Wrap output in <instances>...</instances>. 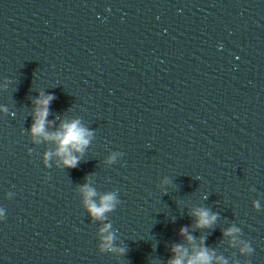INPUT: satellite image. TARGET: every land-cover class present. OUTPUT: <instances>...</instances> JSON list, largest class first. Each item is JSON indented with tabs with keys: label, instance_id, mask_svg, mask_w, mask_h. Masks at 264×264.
<instances>
[{
	"label": "clouds",
	"instance_id": "1",
	"mask_svg": "<svg viewBox=\"0 0 264 264\" xmlns=\"http://www.w3.org/2000/svg\"><path fill=\"white\" fill-rule=\"evenodd\" d=\"M53 99L51 95L44 96L36 101L38 108L35 112V122L31 128V132L34 136H43L45 140H53L57 143L58 148L56 155L62 158V163L65 167L74 168L78 163V157L73 155V152L83 153L85 147L89 144V138L92 133L86 128L80 126L79 120H74L70 123H62L61 130L55 133H47L45 131L46 118L48 116V105ZM52 153H46L45 158H50ZM114 159V157H113ZM84 196V204L87 207L90 215L94 219H103L104 214L111 211L115 207V195L106 194L100 202L97 203L93 200L96 196V191L91 188L88 184H84L81 188ZM196 216V227H209L216 220V215H210L206 209H198L195 213ZM110 225H105L101 229V232H108ZM237 228H230L224 232V235L229 236L235 232H238ZM187 229L181 228L180 234L186 235ZM105 244L103 247H110L113 239L112 235L109 234L103 237ZM189 241L192 240L191 236H187ZM176 254V258L170 260L168 264H185L184 257L187 255V250L183 249L180 245H175L171 249ZM123 252V249L120 250ZM252 248L245 245L241 249V252L251 253ZM213 257L209 254L206 248L201 247L192 257H190L186 264H211Z\"/></svg>",
	"mask_w": 264,
	"mask_h": 264
}]
</instances>
